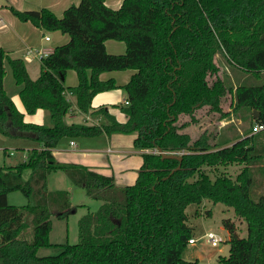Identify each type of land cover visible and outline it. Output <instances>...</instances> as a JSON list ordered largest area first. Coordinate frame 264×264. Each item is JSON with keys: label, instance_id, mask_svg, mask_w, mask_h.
<instances>
[{"label": "trees", "instance_id": "trees-1", "mask_svg": "<svg viewBox=\"0 0 264 264\" xmlns=\"http://www.w3.org/2000/svg\"><path fill=\"white\" fill-rule=\"evenodd\" d=\"M10 10L21 21L70 39L41 58L36 79L23 58L10 57L0 46V134L40 145L22 162L0 165V264H198L183 257L193 236L186 209L206 198L233 207L247 222V236L241 237L236 222L223 219L230 250L217 264H264V193L252 195L255 168L264 173V128L253 132L256 124L264 125V81L233 87L219 62L223 54L232 67L258 78L264 73V0H123L117 9L106 0H81L61 17L47 7ZM108 39L125 42L126 51L109 53ZM5 62L21 86L25 110H48L51 125L24 120L4 86ZM71 69L78 75V84L68 87L76 107L104 114L103 124L65 122L73 106L64 85ZM126 69L136 72L123 86L129 103L121 106L127 121L120 122L104 106L93 110L92 101L119 87L101 73ZM203 109L218 121L248 110L251 127L233 140L217 139L208 128L194 137L187 127L201 120ZM183 114L189 119L181 121ZM103 133H134L133 146L150 150L141 153L135 183L117 185L113 175L55 160L53 149L62 138ZM159 149L179 153L182 160L163 157ZM230 163L245 164L235 178L221 174L212 180L203 171ZM57 169L102 203L79 219L78 243L40 256L39 248L51 244V215L63 217L75 208L68 189L47 187ZM16 190L28 197L27 204L8 202ZM29 227L31 238L23 236Z\"/></svg>", "mask_w": 264, "mask_h": 264}, {"label": "rangeland", "instance_id": "rangeland-1", "mask_svg": "<svg viewBox=\"0 0 264 264\" xmlns=\"http://www.w3.org/2000/svg\"><path fill=\"white\" fill-rule=\"evenodd\" d=\"M11 0H0V15L3 19H6L8 14L6 10V4H11ZM13 14V13H12ZM14 15V14H13ZM15 16V15H14ZM46 35L52 38L51 43L54 42L56 31L45 30ZM4 33L0 31V37ZM219 62L222 66L223 75L229 85L236 87L240 83L246 84H259L264 81V73L260 77H255L252 74L246 73L239 68L232 67L227 63L223 54H219ZM7 63V62H6ZM6 88L10 93H14L13 89L16 86V81L13 76L11 66L6 64ZM230 101V99H229ZM228 104V102H227ZM200 114H203L199 122L191 123L187 128L193 134V136H199L205 128L217 132V139L228 138L233 140L245 134L251 127V114L248 110H238L228 116L229 120L221 121L216 120V115L208 113L204 109ZM245 117V118H244ZM188 118V117H187ZM227 118V117H226ZM81 121V118L77 119ZM52 124V121L49 125ZM122 135L121 137L126 139L127 145L132 144L134 133H116ZM125 136V137H124ZM2 137H6L0 134V147L12 151V154L0 153L1 163L6 162V165L16 164L25 160L27 152L23 147L24 143L15 139H9L8 141H2ZM83 138V137H76ZM132 141V142H131ZM129 143V144H130ZM23 145V146H21ZM6 146V147H5ZM13 146V147H12ZM134 146L132 145L131 148ZM29 152V151H28ZM117 155H114L116 157ZM124 160H114V169L117 175H119L118 184L127 185L135 183L139 168L138 163H141L142 158L140 154H125ZM245 166L244 163H230L219 164L216 167L204 166L203 171L207 172L212 180L218 175L226 174L235 178L237 174ZM123 168H131L129 175L125 173L126 177H123L118 171ZM137 169V170H136ZM124 175V176H125ZM121 177V178H120ZM196 177V176H195ZM254 177L256 184L253 187L252 195L255 199L264 193V173L255 168ZM122 179V180H121ZM48 189H68L70 191V198L74 210L70 211L66 216L60 217L57 214L51 215L52 229L50 232V242L48 246L40 247L38 255L48 256L57 255L63 251L66 244H75L79 242V219L88 211L95 212L101 205L102 200L92 198L89 196L83 186L71 183L68 175L62 169L53 170L47 178ZM29 201L28 197L21 191L16 190L8 194V202L14 205H25ZM209 211V212H208ZM188 215V224L193 228V237L197 238L195 244H187L183 251V257L187 260H197L198 264H217L220 255H228L230 250L229 232L223 225V219L231 218L235 220L234 209L225 203H214L212 200L206 198L202 203H191L186 209ZM244 223H240L238 233L241 237L247 236V222L243 219ZM208 232H214L218 236H222L224 241L219 242L217 246L211 244L206 237ZM24 237L31 238L32 227H29L24 233Z\"/></svg>", "mask_w": 264, "mask_h": 264}, {"label": "crops", "instance_id": "crops-1", "mask_svg": "<svg viewBox=\"0 0 264 264\" xmlns=\"http://www.w3.org/2000/svg\"><path fill=\"white\" fill-rule=\"evenodd\" d=\"M80 1L81 0H11V4H6V10L8 12V14L6 15V19H3L2 17V22L0 23V31L4 33L0 37V46L5 49L10 57L23 58L26 62V67L30 77L32 79L38 78L41 74L42 69L41 58L51 53L56 46L67 43L70 39V36L67 33L64 34L60 31H56L55 40L53 43H51L52 38L49 37V39H46V36L48 35H46L44 29L35 26L30 21H21L18 17L12 14L10 6H13L20 10H38L43 7H47L51 9L57 16L61 17L67 7L72 4H79ZM122 2L123 0H106V4L115 9L119 8L122 5ZM105 45L109 53H124L126 51V44L123 41L108 39L106 40ZM7 63L5 62V67ZM135 72V69H126L106 71L101 73L100 78L102 80L114 78L119 87L96 94L92 101V109L94 110L104 106L107 108L109 113L113 114L116 117L118 121H127V115L121 110V106L125 105V102L128 100V93L123 86L128 83L131 76ZM5 79L6 75L4 78L5 89L7 93L12 97L17 108L24 114V120L26 122L39 124L51 123L50 113L48 110L38 109L34 113H28L25 110V107L19 95L21 86L16 83V86L13 89L14 93H10L6 88ZM77 84V72L71 69L68 71L65 77L64 85L67 88V97L73 102V106L66 114L65 122L67 124H103L106 121V117L104 116V114L91 112L84 113L76 107L75 98L71 94L68 87L75 86ZM78 118H81V121H78ZM188 119L189 115L186 114H183L180 117L181 121H186ZM224 120H229V117L225 118ZM187 130L190 132L188 128ZM121 136L122 135L116 133L110 135L107 133H103L97 136L83 137L78 139L76 137H64L60 140L58 146L53 149L55 160L60 163H78L87 165L103 174L113 175L115 177L116 184L119 185L117 183L119 180V175H117V173L115 172L114 160H124L125 154L141 155V153L146 151L136 149L135 147V149H133V147L131 148L133 142L131 141V144L129 140L130 144L128 143L127 145L126 139L122 138ZM9 139H15L24 143V146L21 145L23 146L21 148L27 151L25 152L26 157L28 155V151L32 148H40L39 143L31 138L2 137V141H8ZM10 152L12 151H8L7 149H5L4 153L10 154ZM114 155L117 156L114 157ZM0 165H6V162L1 163L0 159ZM141 165L142 161L141 163L137 164L136 168L140 169ZM131 170L133 169L123 168L122 170L118 171V174L121 173V177H123L122 179H124L126 177L125 173L129 175ZM29 176L30 170H25L23 174L24 179H28ZM234 221L236 222L237 226L241 222L244 223L243 219L239 218H236Z\"/></svg>", "mask_w": 264, "mask_h": 264}, {"label": "built area", "instance_id": "built-area-1", "mask_svg": "<svg viewBox=\"0 0 264 264\" xmlns=\"http://www.w3.org/2000/svg\"><path fill=\"white\" fill-rule=\"evenodd\" d=\"M2 22V16L0 15V23ZM46 39H49V36H46ZM31 52V50H30ZM126 104L129 103V101L127 100L125 102ZM264 128V125H260V124H256L253 127V132H258L260 130H262ZM74 143V142H73ZM146 151H150V150H146ZM1 152H5V149H3L2 147H0V153ZM13 152H10V154H12ZM206 237L208 238V241L211 242L212 245L217 246L219 244V242L224 241V238L222 236H218L216 233L214 232H208L206 234ZM197 238H194L193 236L188 240L189 244H195L197 242Z\"/></svg>", "mask_w": 264, "mask_h": 264}, {"label": "water", "instance_id": "water-1", "mask_svg": "<svg viewBox=\"0 0 264 264\" xmlns=\"http://www.w3.org/2000/svg\"><path fill=\"white\" fill-rule=\"evenodd\" d=\"M258 115V111L254 110V116ZM159 152L163 154V157H167V158H176L179 160H182V156L179 153L176 152H163L159 149Z\"/></svg>", "mask_w": 264, "mask_h": 264}]
</instances>
